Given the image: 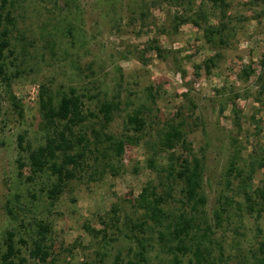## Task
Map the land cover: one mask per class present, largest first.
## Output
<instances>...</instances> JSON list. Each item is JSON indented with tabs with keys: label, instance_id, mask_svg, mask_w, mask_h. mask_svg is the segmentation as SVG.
Returning <instances> with one entry per match:
<instances>
[{
	"label": "rangeland",
	"instance_id": "1",
	"mask_svg": "<svg viewBox=\"0 0 264 264\" xmlns=\"http://www.w3.org/2000/svg\"><path fill=\"white\" fill-rule=\"evenodd\" d=\"M152 1L7 0L2 8L0 0V13H11L16 24L15 53L6 54L12 83L9 88L0 82V259L13 232L28 264H45L30 256L31 224L37 219L51 228L52 264H112L117 257L119 264H175L152 221L145 234L132 228L144 219L137 199L149 183L162 194L171 188L166 209L175 215L183 211V185L161 173L166 153L156 158L159 149L154 147L163 127L177 120L185 123L187 140L204 161L202 227H214L221 201H231L223 228H214V257L223 254V264L245 259L253 264L252 254L264 236V212L248 210L239 180L227 186V171L236 141L244 159L257 147L264 149V4L228 0L227 44L212 48L192 23L175 30L180 7L152 6ZM217 21L211 17L212 24ZM155 45L160 51L152 50ZM213 58L214 63L206 64ZM249 68L255 73L246 79L243 71ZM43 85L55 95L72 87L94 97L85 102L95 113L103 102L115 99L120 106L113 122L103 129L96 121L98 131L115 138L127 134L128 114L141 112L147 121L139 143L128 146L120 159L87 154L78 177L63 184L55 201L49 192L57 177L51 172L31 181L26 167L19 175V161L29 163L19 138L24 137L23 147L45 142L39 109ZM235 110L241 128L235 125ZM93 126L88 122L83 128L91 138ZM176 155L189 157L181 146ZM153 158L156 169L149 166ZM263 182L264 169L249 183V191ZM135 235L144 239L145 261L138 256ZM21 238L28 244L20 243ZM180 257L189 264L188 257Z\"/></svg>",
	"mask_w": 264,
	"mask_h": 264
},
{
	"label": "trees",
	"instance_id": "2",
	"mask_svg": "<svg viewBox=\"0 0 264 264\" xmlns=\"http://www.w3.org/2000/svg\"><path fill=\"white\" fill-rule=\"evenodd\" d=\"M169 5L180 7L183 13L175 16L177 24L175 30L178 31L181 26L192 23L196 28L202 29L206 43L212 48L218 44H227L228 31V11L231 7L228 0H154L152 6ZM198 3V5H197ZM251 4H264V0H251ZM7 5V0H2V8ZM210 6V7H208ZM145 14V12H143ZM179 14V15H178ZM217 18V24L211 23V17ZM16 27L15 20L11 13H0V82H4L10 88L11 76L8 70L7 52L12 51V33ZM154 51H160L156 45L152 47ZM214 58L209 59L206 64L214 63ZM208 70L210 67L207 66ZM255 72L249 68L243 71L246 79H249ZM264 81V75L261 77ZM62 93V92H61ZM60 93V94H61ZM55 95L51 90L43 85L40 92V113L43 119V131L45 132V142L43 145L34 148L31 144L23 147L24 137L19 138V145L23 152L28 154L29 163L19 161V175L23 176V170L29 167L33 181L39 174L51 172L57 177V183L50 190V198L55 201L63 191V184L75 180L78 176L77 170L83 167L87 161V154L98 153L101 158L109 159L110 154L120 159L130 145H137L147 128V121L141 112L127 115L126 131L121 138H115L96 129V121H101L103 129L108 127L113 120L116 111L119 110L120 103L114 100L103 102L98 113L88 109L85 100L93 99L87 94H82L78 89L70 87L60 95ZM235 125L241 128V119L237 111ZM256 126V132H259V122L253 119ZM88 122H93L91 128V138L85 131L84 126ZM185 123L173 120L163 127L158 134V143L154 147L159 150L157 154L166 153V165L161 173L171 181H180L183 185L181 190L183 194V211L175 215L170 213L166 207L172 199L173 191L170 188L164 193L158 191L153 183H149L137 199V204L142 209L144 219L139 224L133 226L132 230H139L145 234L149 220L154 223L155 228H160L159 237L166 243L168 251L174 256L175 264H183L182 257L189 258V264H223V254L219 258L214 257L212 245L214 244V228H223L225 218L224 213H228L227 206L231 201L226 198V202L221 201V208L215 212L216 225L207 224L202 227V220L198 216L204 214V208L207 204V197L203 191L204 182V161L200 159L192 150V145L187 140L184 131ZM80 131L77 132L76 129ZM132 132V134H130ZM107 143L106 147L105 144ZM233 145V153L229 162L227 171V186L231 187L234 180H239V189L249 204L248 210L261 214L264 212V182L263 186L256 191H249L248 185L256 177L258 171L264 169V149L256 148L247 159L242 157V148ZM181 146L189 154V157L177 156L176 149ZM93 148V149H92ZM157 160L151 159L149 166L156 169ZM243 163V167L239 164ZM260 206L261 209H257ZM12 214V211H9ZM113 212H116L114 209ZM32 231L35 236H31L32 249L31 258L45 263L52 264V249L50 243L51 228L44 221L34 220ZM89 227H87L88 229ZM89 232L91 231L88 229ZM93 232V231H91ZM98 235L105 234V231H98ZM134 238L140 244L138 256L142 261L143 243L142 237L135 235ZM260 242L258 252H253V264H264V236ZM20 243L27 245L28 242L20 239ZM119 257L112 264H119ZM0 264H28V260L23 256L20 247L15 241V234L9 232L5 249L2 253ZM105 264V263H102ZM225 264V263H224ZM239 264H249L247 259Z\"/></svg>",
	"mask_w": 264,
	"mask_h": 264
}]
</instances>
